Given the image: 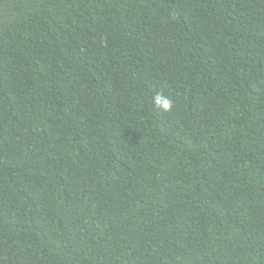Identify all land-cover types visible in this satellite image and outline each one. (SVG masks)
Returning <instances> with one entry per match:
<instances>
[{
    "label": "trees",
    "instance_id": "1",
    "mask_svg": "<svg viewBox=\"0 0 264 264\" xmlns=\"http://www.w3.org/2000/svg\"><path fill=\"white\" fill-rule=\"evenodd\" d=\"M0 264H264V0H0Z\"/></svg>",
    "mask_w": 264,
    "mask_h": 264
},
{
    "label": "clouds",
    "instance_id": "2",
    "mask_svg": "<svg viewBox=\"0 0 264 264\" xmlns=\"http://www.w3.org/2000/svg\"><path fill=\"white\" fill-rule=\"evenodd\" d=\"M154 102L164 111H168L172 107V101L162 94H157L154 98Z\"/></svg>",
    "mask_w": 264,
    "mask_h": 264
}]
</instances>
